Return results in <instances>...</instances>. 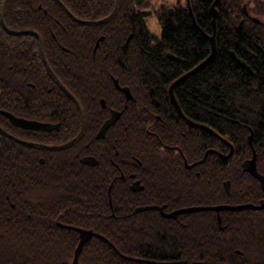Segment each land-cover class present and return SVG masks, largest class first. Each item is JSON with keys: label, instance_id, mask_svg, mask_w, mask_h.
<instances>
[{"label": "trees", "instance_id": "16d2710c", "mask_svg": "<svg viewBox=\"0 0 264 264\" xmlns=\"http://www.w3.org/2000/svg\"><path fill=\"white\" fill-rule=\"evenodd\" d=\"M15 1L7 2L4 25L0 0V264H72L79 232L61 224L107 239L87 241L77 264H264V209L161 214L264 204V0H188L173 15L161 14V37L150 33L127 0L124 84L133 99L124 95V143L117 146L107 141L109 134L96 137L106 121L95 114L101 105L93 97L108 94L88 84V72L63 71L61 56L50 55L51 69L13 67L27 63L26 43L36 39L7 32L11 17L31 16L14 26L44 36L35 18L67 16ZM215 29L214 58L176 85L174 94L186 117L232 144L230 157V145L190 126L169 94L175 79L211 54L208 36ZM66 59L70 66L75 62L71 54ZM1 110L49 125L21 126ZM93 149L95 160L88 158ZM106 150L114 163L126 160L125 179ZM253 150L255 173L249 168Z\"/></svg>", "mask_w": 264, "mask_h": 264}, {"label": "flooded vegetation", "instance_id": "af4514ba", "mask_svg": "<svg viewBox=\"0 0 264 264\" xmlns=\"http://www.w3.org/2000/svg\"><path fill=\"white\" fill-rule=\"evenodd\" d=\"M133 1L132 13L144 20L150 33L156 37H161L162 34V25L160 23L161 14H164L165 10H167L173 15L178 5L189 3L188 0H178L176 5L169 4L167 1H163L161 4H157L154 0ZM7 2L8 0H4L3 2V8L5 7V10ZM15 3L25 4L31 8L37 6V9H43L44 12H48V9L46 7L44 8L43 5L55 7L50 11L56 12L59 15L65 13L67 16L49 15L35 18L38 20L36 26L44 32L45 37L36 28L14 26L21 19L31 20V16L11 17L13 25L11 27L5 26L7 32L13 36H30L36 39V41L29 40L26 43V49L30 51L26 53L27 63L23 64V60L18 61L16 64L14 62L13 67L23 68L27 71L34 70L38 67L40 69H51V64L47 58V55H50L53 58L57 57V60L61 56L58 62V68L63 71L75 70L88 72L90 77L88 84L94 88H103L106 94H108L107 97H100L99 99H96L95 96L93 97L95 102L101 105V107L96 108L99 112H95V114L98 117L105 118L106 121V127L98 129L96 137L102 136L105 138L109 134L107 141L110 145L117 146V142L124 143V95L127 100L124 90L128 89L124 84V69L127 68V47L130 39L126 37L124 32L127 30V15L130 12L129 6L132 3L127 0H44L43 2L17 0ZM5 10L4 17H2L1 12V21L4 25ZM152 16H155L159 23V33L152 30L148 24V20ZM253 20L260 22V19L255 17ZM28 31L34 33H27ZM68 40L73 41V43H70ZM74 46L75 50L73 49ZM16 51L17 46L14 47V53ZM38 52L39 54H37ZM69 54L74 56L76 62L72 66L67 64L68 59H66V56ZM41 56L42 58H40ZM168 56L172 57V55ZM36 58H40V60ZM174 58L176 60L180 59L176 56ZM42 60L43 63H41ZM169 115L173 116V113H169ZM158 118L160 119V116ZM27 120L37 121L33 119ZM45 124V126L39 127L49 125L48 123ZM97 152L93 149L92 153L88 155V158L95 160V154ZM118 152L115 154H118ZM106 154L111 162H113V156L109 150ZM114 164L120 170V176L125 179V173L127 172L126 160L122 159L120 163ZM123 164L124 171L122 169ZM139 183L140 181L137 182V184ZM163 213L169 212L161 210V214Z\"/></svg>", "mask_w": 264, "mask_h": 264}, {"label": "water", "instance_id": "95a60500", "mask_svg": "<svg viewBox=\"0 0 264 264\" xmlns=\"http://www.w3.org/2000/svg\"><path fill=\"white\" fill-rule=\"evenodd\" d=\"M4 10H5V7L3 8V11H2V17H4ZM245 11L247 12L246 6H245ZM211 12L213 14V25L215 26V21H216V17H217V11L215 9V4L211 8ZM27 33L33 34L34 32L28 31ZM209 39L211 41V46H212L211 54L205 60H203L201 63H199L196 67H194L193 69L188 71L186 74H184L181 77H179L176 81H174L171 84V86H170V95H171L172 102L174 103L178 113L186 120V122L189 125L194 126V127L207 128L210 131H212L214 134H216L219 138H221L223 141L227 142L230 145L231 150H230L229 154L225 156V157H230L233 154V152H234V147L232 146V144L230 142H228L225 138H223L221 135L216 133L214 130H211L209 127H207V126H205L203 124L197 123V122L191 120L190 118L186 117L184 115V113H183V111H182V109H181L176 97H175V94H174V87L177 84H179L182 80H184L185 78L189 77L193 73H195L198 70H200L202 67H204L206 64H208L214 58V56L216 54V51H217L215 32H214L213 35H211L209 37ZM124 92L127 95L128 99H132V94H131L129 89H125ZM80 109L83 112L82 107ZM1 113L6 115L7 117H9L16 124L21 125V126H25V127H39V126H45L46 125L45 123H40V122H37V121H32V120H27V119H24V118L16 117V116H14L13 114H11L10 112H7V111H1ZM211 151H213V150H209V151L206 152L205 158L207 157V155ZM205 158L202 161H204ZM249 168H250L251 172H253V173L256 171V152H255V150H254L253 159L250 161V167ZM263 208H264V204L263 205H254V204H238V205L222 204V205H216V206H193V207H187V208L178 209L176 211H173L172 213L164 214V215L171 218V217H176L177 215L182 214V213H191V212L206 211V210H213V211H216V212L220 213L221 211H242V210H245V209H263ZM218 218L220 220V216ZM61 226L66 227V228H72V229L78 231L79 234H80V241L78 243V246L76 247L74 260H73L72 264H77V262L79 260V256H80V254L82 252V249H83L85 243L87 241H89L90 239H92V237L95 236V237L102 238V239L106 240V238L104 236H102L99 233H96L95 231H93L91 229H85V228H81V227H74V226H68V225H61ZM125 257L128 258V259H132L134 261H137V262L142 261V259H140V258H130V257H127V256H125Z\"/></svg>", "mask_w": 264, "mask_h": 264}, {"label": "rangeland", "instance_id": "374dc122", "mask_svg": "<svg viewBox=\"0 0 264 264\" xmlns=\"http://www.w3.org/2000/svg\"><path fill=\"white\" fill-rule=\"evenodd\" d=\"M163 1H167L169 4L176 5L178 0H154V2H156L157 4H161ZM148 22H149L148 24L150 25L152 30H154L156 33H159L160 26H159V23H158L156 17L155 16L150 17Z\"/></svg>", "mask_w": 264, "mask_h": 264}]
</instances>
